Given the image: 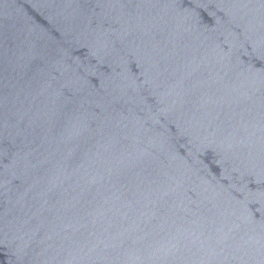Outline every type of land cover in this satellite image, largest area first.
<instances>
[{"label":"water","instance_id":"obj_1","mask_svg":"<svg viewBox=\"0 0 264 264\" xmlns=\"http://www.w3.org/2000/svg\"><path fill=\"white\" fill-rule=\"evenodd\" d=\"M0 264H264V0H0Z\"/></svg>","mask_w":264,"mask_h":264}]
</instances>
